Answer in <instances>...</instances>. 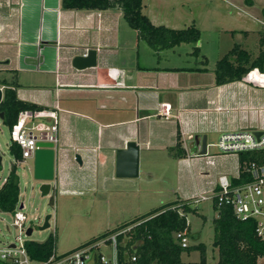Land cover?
<instances>
[{"label":"crops","instance_id":"crops-1","mask_svg":"<svg viewBox=\"0 0 264 264\" xmlns=\"http://www.w3.org/2000/svg\"><path fill=\"white\" fill-rule=\"evenodd\" d=\"M60 2L0 0V68L9 77L0 80H15L19 99L58 117L51 189L71 194L95 183L108 188L116 176V150L129 141L138 146L137 176L154 178L160 168L173 166L185 178L196 171L191 162L201 160L194 137L212 130L207 124L213 120L207 119L216 117L228 104L224 101L231 100L243 118L264 128V106L239 103L232 82L215 84L214 72L207 80L201 76L214 67L167 66L161 63L167 57L163 53L159 60L144 56V42L127 29L120 8L63 9ZM88 49L96 51V64L73 66V57ZM163 106L169 109L167 118L160 115ZM177 137L186 152L182 158L168 152ZM237 177L235 170L227 179Z\"/></svg>","mask_w":264,"mask_h":264},{"label":"rangeland","instance_id":"rangeland-1","mask_svg":"<svg viewBox=\"0 0 264 264\" xmlns=\"http://www.w3.org/2000/svg\"><path fill=\"white\" fill-rule=\"evenodd\" d=\"M143 4V12L150 13L153 23L157 25L182 28L193 22L200 30L197 43H181L172 49L160 51L163 55H167L161 61L167 66L192 65L213 68L215 62L235 42L242 43L253 55L259 51L256 33L264 28L261 14L264 0H143ZM123 21L127 29L133 31L127 21L124 19ZM241 30H246L247 34L244 35ZM140 45L143 47L144 56L150 55L156 58L145 43ZM195 46L200 49L197 56L193 54ZM203 56L208 59L206 64L201 63ZM209 70L201 76L210 79L214 71ZM253 77L258 79L256 76ZM0 78H9L1 68ZM206 80L203 79V82ZM229 87L236 99L240 100L239 103L247 102L256 105L255 107L264 106V84L249 83L241 79L232 82ZM223 104L222 110L220 107L216 108L217 111L221 110L216 113V117L212 115V119L210 117L207 119L213 120L212 123L209 122L211 124H207L212 130L200 135H207V153L213 156L206 161L207 157L200 155L201 160L191 162L190 166L194 163L196 171L190 172L185 178L177 175L173 166L168 171L160 168L154 178L144 173H140L135 178H117L113 173V180L108 183V188L103 187V183L97 185L95 183L86 191H76L71 194L60 192L59 187L55 189L53 187L49 195L38 190L40 181L33 178L32 159L18 161L10 153L9 129L0 119V186L15 164L19 181V201L24 204L22 212L26 216L25 227L32 229L30 235H24V231L13 224L12 214L0 211V244L13 241L17 235L22 240L39 242L51 236L56 252L65 253L92 238H104L105 232L192 192L187 199H180L190 201L191 207L195 208V211L186 214L189 225L188 245L203 243L207 264L215 262L218 256L217 248L212 242L213 219L217 215V210L212 205V200L197 199L202 192L210 193L219 176L225 175L230 178L237 170L236 162H238L234 154H227L226 157L217 155L219 153L215 144L222 132L259 129L258 122L251 118L248 120L243 118L242 110L239 109L240 107H233L231 100L224 101ZM35 121L42 120L35 119ZM37 131L33 128L34 133ZM47 214L51 215L50 225L40 230L39 226ZM100 251L107 258L112 253L107 245H102ZM181 259L184 262L198 261L200 252L183 251ZM257 262L264 264V258H258Z\"/></svg>","mask_w":264,"mask_h":264},{"label":"trees","instance_id":"trees-1","mask_svg":"<svg viewBox=\"0 0 264 264\" xmlns=\"http://www.w3.org/2000/svg\"><path fill=\"white\" fill-rule=\"evenodd\" d=\"M60 4L63 9L120 8L123 18L136 31L138 39L153 50L157 60L161 57V50L172 49L181 43H197L200 38V30L193 22L182 28L153 24L142 12V0H61ZM261 14L264 22V6L261 8ZM241 31L244 35L247 34L246 30ZM256 34L259 46L256 55H253L251 50L245 48L242 43L235 42L215 62L213 70L215 84L222 85L245 79V74L252 68L264 73V28ZM199 50V47L195 46L193 54L197 56L200 53ZM201 62L207 63V58L203 56ZM16 86L15 80H0L1 121L8 129L15 123L20 111L25 109L34 111L42 108L19 99L15 91ZM9 151L18 161H22L20 148L15 143L9 145ZM168 152L174 158L186 156L179 137L175 144L168 148ZM237 159L242 166L244 162L257 160V153L240 152ZM229 180L232 185H239L249 180V177L243 172L239 177ZM18 200L19 181L14 164L0 188V211L13 212ZM190 203L180 199L168 202L148 214L105 232L103 236L130 227L117 236V249L120 251L123 264H207L203 243L181 247L174 238V233L178 231L183 230L186 235L189 233L186 214L195 211ZM212 205L217 210V215L213 219L212 245L217 248L218 256L217 260L211 264H258L257 259L264 258V241L255 235L254 221L236 217L229 206L217 207L215 202H212ZM97 239L100 238H92L83 244ZM53 243V238L49 236L41 242L27 240L25 246L30 258L40 260L50 254ZM192 250L200 252V259L194 262L182 261L181 253L183 251L189 253ZM132 255L136 257L135 260H131Z\"/></svg>","mask_w":264,"mask_h":264},{"label":"built area","instance_id":"built-area-1","mask_svg":"<svg viewBox=\"0 0 264 264\" xmlns=\"http://www.w3.org/2000/svg\"><path fill=\"white\" fill-rule=\"evenodd\" d=\"M245 80L249 83L264 84V73L252 68L245 74ZM160 115L167 118L169 109L163 106L160 109ZM42 118H49L51 122L46 124L42 121H35V119ZM57 124L58 117L54 110L25 109L18 113L15 123L9 129V135L11 143H15L20 148L22 161L32 158L39 141L52 142L53 147H56ZM33 128L38 130L37 133L33 132ZM253 130L256 129L222 132L215 144L218 153L221 154H234L238 157L240 152L257 153V160L244 162L242 166L237 162L238 177L244 172L249 180L239 185H232L225 175H221L210 193L202 192L197 200H212L217 207L229 206L236 217L242 220H253L255 235L264 241V128L257 129L262 130L258 137L253 134ZM204 155L207 157L206 161L213 156L207 151ZM20 203L23 205L21 208H19ZM23 208V202L18 200L14 211L10 213L13 217V224L19 226L24 231V235H27L28 227H25L26 216L22 212ZM129 228L120 229L104 238L81 244L65 253H57L53 243L50 254L40 260L30 258L25 246L27 240H22L17 235L13 241L0 244V264H117V236ZM174 238L181 247L188 246L185 231L174 233ZM102 245L110 247L112 252L110 257L107 258L101 253ZM135 258L134 255L131 256V260Z\"/></svg>","mask_w":264,"mask_h":264},{"label":"water","instance_id":"water-1","mask_svg":"<svg viewBox=\"0 0 264 264\" xmlns=\"http://www.w3.org/2000/svg\"><path fill=\"white\" fill-rule=\"evenodd\" d=\"M73 66L78 69L94 66L96 64V51L94 49H88L85 54L76 55L72 60ZM2 99V88L0 87V101ZM2 113H0V119ZM262 133V130H253V134L258 137ZM196 144L200 145L199 155L206 153V135L201 137H194ZM37 148L32 155V175L33 178L40 181L38 190L49 195L52 181L55 177L54 165H55V148L52 142L39 141L37 142ZM77 162H81L79 155L75 156ZM138 174V146L134 141H129L124 148L116 150L115 157V175L117 177H135ZM2 186V185H1ZM0 186V188H1ZM23 205L19 204V208ZM51 215L47 214L44 217L43 223L39 226L40 230L49 227V219ZM32 229L27 228L26 234L30 235ZM117 264H123L120 258V251H117Z\"/></svg>","mask_w":264,"mask_h":264}]
</instances>
